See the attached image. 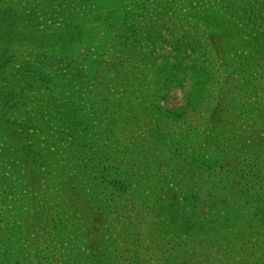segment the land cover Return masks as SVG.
Returning <instances> with one entry per match:
<instances>
[{
	"label": "rangeland",
	"instance_id": "rangeland-1",
	"mask_svg": "<svg viewBox=\"0 0 264 264\" xmlns=\"http://www.w3.org/2000/svg\"><path fill=\"white\" fill-rule=\"evenodd\" d=\"M263 13L0 0V264H264Z\"/></svg>",
	"mask_w": 264,
	"mask_h": 264
},
{
	"label": "trees",
	"instance_id": "trees-1",
	"mask_svg": "<svg viewBox=\"0 0 264 264\" xmlns=\"http://www.w3.org/2000/svg\"><path fill=\"white\" fill-rule=\"evenodd\" d=\"M264 17V13L261 15ZM259 40H261L259 42V45H260V49H264V31L262 32V36H260L258 38ZM39 71V69L37 68H32L31 70H29V72H26L23 76V80L25 82V86L23 88H32L34 89L36 86H39V81L40 79L37 77V72ZM39 79V80H38ZM22 80V81H23ZM39 89L41 88L38 87ZM222 158V157H219V159ZM120 184V183H118Z\"/></svg>",
	"mask_w": 264,
	"mask_h": 264
}]
</instances>
